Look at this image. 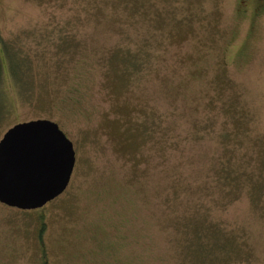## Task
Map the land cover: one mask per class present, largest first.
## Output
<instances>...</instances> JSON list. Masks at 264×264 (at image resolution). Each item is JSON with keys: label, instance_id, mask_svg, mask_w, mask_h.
I'll use <instances>...</instances> for the list:
<instances>
[{"label": "rangeland", "instance_id": "rangeland-1", "mask_svg": "<svg viewBox=\"0 0 264 264\" xmlns=\"http://www.w3.org/2000/svg\"><path fill=\"white\" fill-rule=\"evenodd\" d=\"M0 64V141L76 150L41 211L0 202V264H264V0H0Z\"/></svg>", "mask_w": 264, "mask_h": 264}, {"label": "water", "instance_id": "water-1", "mask_svg": "<svg viewBox=\"0 0 264 264\" xmlns=\"http://www.w3.org/2000/svg\"><path fill=\"white\" fill-rule=\"evenodd\" d=\"M75 165L74 143L57 122L17 123L0 141V202L43 208L67 190Z\"/></svg>", "mask_w": 264, "mask_h": 264}, {"label": "trees", "instance_id": "trees-1", "mask_svg": "<svg viewBox=\"0 0 264 264\" xmlns=\"http://www.w3.org/2000/svg\"><path fill=\"white\" fill-rule=\"evenodd\" d=\"M0 74H2V65L0 64ZM0 111H1V108H0ZM1 115L2 114H0V118H1ZM45 207V206H44ZM43 207V208H44ZM43 208H38V209H34V210H38V211H41V209H43ZM44 228H45V224L43 223L41 226H40V229H39V234H40V236L42 237V234H43V230H44ZM218 245V244H217ZM212 248L211 247H208L207 249H206V251H208L207 252V254H209V252H211L210 250H211ZM214 253V252H213ZM211 256L210 255H208L207 256V258H206V263L207 264H213L212 263V260L211 259H209ZM212 258V257H211ZM228 260V259H227ZM226 260V261H227Z\"/></svg>", "mask_w": 264, "mask_h": 264}]
</instances>
